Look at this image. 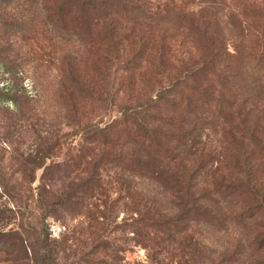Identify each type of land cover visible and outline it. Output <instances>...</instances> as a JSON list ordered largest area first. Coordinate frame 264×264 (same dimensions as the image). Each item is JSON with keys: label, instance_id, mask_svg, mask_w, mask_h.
<instances>
[{"label": "trees", "instance_id": "trees-1", "mask_svg": "<svg viewBox=\"0 0 264 264\" xmlns=\"http://www.w3.org/2000/svg\"><path fill=\"white\" fill-rule=\"evenodd\" d=\"M12 1L28 8L8 11L5 7ZM35 14L40 17L35 19ZM32 22L48 24V37L58 45L50 49L54 60L48 58L56 66L53 85L41 96L64 104L66 123L71 125L72 119L84 130V146L58 160L54 157L61 142L52 149V138L42 139L35 155L6 146L0 152V189L13 204L0 206V254L5 259L123 264L118 254L122 249L112 243L109 230L110 212L125 199L111 194L123 191L131 199L124 201L131 210L124 229L149 250V262L141 264H227L241 253L239 248L222 251L207 235H217L213 227L228 221L239 225L233 238L245 237L250 253L264 246L256 245L264 237L251 234L248 239L247 233L264 221V192L250 178L254 161L264 164V130H254L251 122L258 110L264 119V0H0V57L7 59L2 51L13 48L9 30L13 34ZM151 23L159 24L158 32ZM126 40L135 47L125 50ZM239 41L244 44L245 71ZM182 44L188 48L178 49ZM169 58L172 68L165 70L162 65ZM13 59L10 65L0 60L3 74L22 71V63ZM33 63L44 61L35 55ZM119 70L122 82L116 83ZM139 70V75L145 77L148 70L152 77L144 80V93L127 97L126 77L136 78ZM258 71L260 80L253 78ZM158 74L166 76L169 86L159 82ZM20 82L16 78V85ZM120 95V117L104 126L82 120ZM20 97L17 90L0 88V100L10 99L20 110L24 105L36 108L33 99L29 103ZM212 115L222 116L214 124L222 130L219 145L196 164V153H203L202 130ZM16 125H8L11 136L19 135L13 130L19 129ZM4 142L8 148L14 143ZM219 150L227 161L222 177L214 176L203 186L196 170ZM138 191L144 196L136 195ZM230 201L244 205L233 216L224 211ZM16 214L22 215L21 222L5 229ZM51 215L64 219L59 238H52L47 228L45 220ZM75 218L79 222L70 224ZM254 264H264V259Z\"/></svg>", "mask_w": 264, "mask_h": 264}, {"label": "rangeland", "instance_id": "rangeland-1", "mask_svg": "<svg viewBox=\"0 0 264 264\" xmlns=\"http://www.w3.org/2000/svg\"><path fill=\"white\" fill-rule=\"evenodd\" d=\"M21 9L22 11L28 6L23 5L22 3H18L17 1H12L9 3L5 9L8 11L10 9ZM14 15H18L17 11L13 12ZM30 14V13H28ZM35 19H38L40 16L35 14V16H32ZM41 19V18H40ZM151 26L155 30V32H158L159 24L158 23H151ZM19 29H15V33L12 34V30H9V38L10 41L13 44V48L9 49L7 46L6 51H2L3 55L7 56V59L0 57V60L2 62H8L10 65L13 62H10V58H14L15 63H22L18 66L19 73L13 74V71L6 72L3 74L4 67L0 64V88L8 86L9 88H12L13 91L17 90L18 96L21 99L29 101L33 99L35 102L36 108H31V105L28 107L24 105V108L19 107V104H15L10 99L0 100V152L3 151V148L6 146L7 150H14L18 149V152H33V155L36 154V149H38L41 145L40 144L42 139H47V142L50 140L49 138H52L53 141H56V144L52 147V149L57 150L58 142L60 143V147L58 148V155L54 157V160L58 157L60 159H66V156L69 155H75L78 153V150L81 148V146L84 144V130L82 129V126H78L75 121L71 119L70 122L71 125H68L66 122L67 118L65 117V109L64 104L62 102H59L57 100H51L52 98L45 99L41 95L43 92L46 91V88L53 85V77L56 73V66L54 63H48V58L50 60H54V57L52 53H50V49L53 50L58 48V45H54V42L52 39L48 37V33L46 32L47 29H50L51 27L47 24L44 26L38 27V22H32L26 29L22 30V27H18ZM171 32H174V28H170ZM1 34V33H0ZM130 34V33H129ZM133 35L128 36V40L132 38ZM129 41H125L124 47L125 50L134 48L135 45H129ZM241 43V44H240ZM3 44V43H2ZM239 48L241 53H239V59L242 63L243 71H245V51L244 44L239 41ZM3 46H6L3 44ZM186 44H182L178 46V49L182 48H188L186 47ZM243 46V47H242ZM180 47V48H179ZM242 47V49H241ZM170 47H166V49H169ZM171 51H174L173 48H170ZM193 49H189V51H192ZM230 50L233 52L234 48L233 46L230 47ZM146 52H149V49L147 47ZM39 56L44 63L41 65H38L37 63H33V57ZM173 58L165 59L164 64L162 65L165 70L171 69L167 62H172ZM259 65L256 63V68L259 70L263 66V61L258 62ZM10 68V66H9ZM142 71L137 72V77H126V96L129 97L131 95H139L141 93H144L143 86H144V80L151 78L152 73L148 72L146 70L145 77L139 75ZM259 72V71H258ZM121 74H123V71L119 70V72L116 74L115 82H122L121 81ZM169 75V72L166 73ZM245 74V73H244ZM261 73H254L253 78L256 80L262 79ZM40 76V77H39ZM159 76V74H158ZM16 78L21 80L19 85H16ZM38 78V79H37ZM264 78V77H263ZM264 81V79H263ZM159 82L161 84H164L165 86H169L167 84L166 76H159ZM160 87V83L157 85ZM107 98V97H106ZM36 99L42 100V102L36 101ZM122 99L121 95L114 100L106 102V104L98 107L93 113L86 114V117H83L82 120H89L88 122H91L93 125H101L104 126L106 123L111 122L115 120L116 118L120 117V112L118 110V102ZM21 104V102H20ZM23 106V104H22ZM92 103L88 102L87 107H91ZM25 107L27 108V112L24 114ZM261 108V106H260ZM24 110V111H23ZM260 111L254 115L253 120L251 121L255 126H252L254 130H264V119L262 117H259ZM10 115L13 118H10ZM91 118V119H89ZM222 116H216L212 115L208 121H206V130H202L203 132V139L200 143L199 147L203 149V153L201 151H198L195 155V158L197 161L196 164L201 163L200 160L207 157L209 152L213 147H218L217 138L221 136L222 130L215 126L217 121H221ZM10 122L16 123L17 127L19 129L13 128V130H17V133L19 135H12L10 130H8V125ZM34 128V130H32ZM37 128V130H35ZM201 132V133H202ZM8 137H7V135ZM197 133L194 132V136H196ZM9 136H11L9 138ZM4 139L12 140L13 145L11 148H8V144L4 142ZM49 139V140H48ZM58 141V142H57ZM84 146V145H83ZM231 147V146H230ZM14 148V149H13ZM16 151V150H15ZM57 152V151H56ZM216 155L213 157V160L209 161L208 163L200 164L199 169L196 170V172L199 175V180L201 183L204 184L208 180H212L214 176H219L222 173V170L224 169V165L227 163V161L224 158V152L223 151H217L215 152ZM255 156L254 152H252ZM57 154V153H55ZM60 156V157H59ZM58 158L56 160H58ZM52 158L48 159V162H50ZM194 162V161H192ZM43 168L38 169L37 171V179L32 184L33 187H36V185L39 183L40 176L42 174ZM251 175L250 178L253 183L256 184V187L261 190V192H264V164H256V161H254V167L250 170ZM112 174V173H111ZM106 179L110 178L107 174H105ZM222 176H219V179H221ZM115 176L112 174V179H114ZM198 193L201 192L200 186L197 188ZM36 191V189H35ZM136 195L144 196L140 191L135 192ZM116 196H121V198H125L124 200H121L119 207L115 208L112 212V221L110 224V236L112 243L117 246L118 248H121L122 250L119 251V256L121 258V263L123 264H141V263H148L149 262V250L141 243H139L136 238L134 237V233L128 231L129 229H124V225L127 223L129 219V215L131 210L129 211L128 205L124 206L125 202H130L131 199L127 198L126 192L123 191L121 194H118L117 192L111 194V198H115ZM125 196V197H123ZM163 193L161 192V189L159 188V205L164 204ZM113 200V199H112ZM167 203V202H166ZM249 203V201H248ZM8 205L12 207L11 200L9 197L1 192L0 189V206L1 205ZM2 205V206H3ZM226 207L224 209L225 212H227V215L231 214L233 216L234 214L240 212L244 205L243 202H227L224 204ZM167 206L170 207L168 204ZM36 213V212H34ZM36 214L39 215V212ZM16 217L11 218L9 220V224L5 227V229L9 228H15L17 225L21 222L22 215L16 214ZM26 216L30 217L29 220H34L32 217V214L27 213ZM66 218V217H65ZM128 218V219H127ZM63 218L58 219L55 216L51 215L49 216L45 221L47 228L51 232L52 238H59L61 234L65 231V226L63 225ZM7 220H5L6 222ZM69 223L72 225H75L79 222L78 218L75 219H69ZM229 227V228H226ZM239 225L232 223V222H226L225 225H219L216 227H213L215 229H218L214 232L213 237L210 235L208 238H210L211 242H213L214 245L218 246L220 250H233L235 247H238L241 253H238L235 257L227 261V264H254L255 261H258L260 258L264 259V246H260L258 248H255L253 252L250 253L251 247H248V241L244 239L241 241L239 239L233 238L234 236V230L238 228ZM3 227H0L2 229ZM226 228L222 232L219 229ZM248 233V239L249 237L252 238L251 234L254 236L260 235V237H264V221L259 222L257 224V228H249L247 230ZM246 232H244L245 236ZM232 235V237H231ZM216 236V237H215ZM264 245V239H261L260 243H256V245ZM247 249V250H246ZM243 250H246V253H243ZM206 252V249L203 251ZM0 264H30V261L24 260V261H14L12 259H5L3 255L0 254ZM170 264V263H169Z\"/></svg>", "mask_w": 264, "mask_h": 264}]
</instances>
